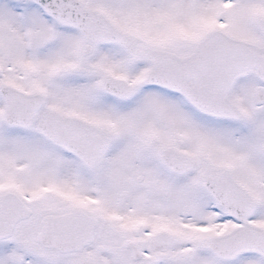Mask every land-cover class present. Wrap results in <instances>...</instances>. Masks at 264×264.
Masks as SVG:
<instances>
[{
	"label": "snow or ice",
	"instance_id": "obj_1",
	"mask_svg": "<svg viewBox=\"0 0 264 264\" xmlns=\"http://www.w3.org/2000/svg\"><path fill=\"white\" fill-rule=\"evenodd\" d=\"M0 264H264V0H0Z\"/></svg>",
	"mask_w": 264,
	"mask_h": 264
}]
</instances>
